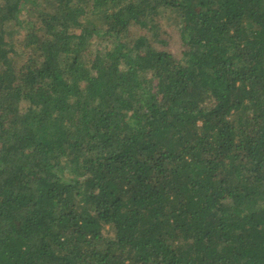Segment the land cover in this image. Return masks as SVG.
<instances>
[{
  "label": "trees",
  "instance_id": "trees-1",
  "mask_svg": "<svg viewBox=\"0 0 264 264\" xmlns=\"http://www.w3.org/2000/svg\"><path fill=\"white\" fill-rule=\"evenodd\" d=\"M0 264H264V0H0Z\"/></svg>",
  "mask_w": 264,
  "mask_h": 264
},
{
  "label": "rangeland",
  "instance_id": "rangeland-1",
  "mask_svg": "<svg viewBox=\"0 0 264 264\" xmlns=\"http://www.w3.org/2000/svg\"><path fill=\"white\" fill-rule=\"evenodd\" d=\"M11 27V26H10Z\"/></svg>",
  "mask_w": 264,
  "mask_h": 264
}]
</instances>
